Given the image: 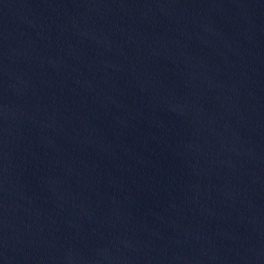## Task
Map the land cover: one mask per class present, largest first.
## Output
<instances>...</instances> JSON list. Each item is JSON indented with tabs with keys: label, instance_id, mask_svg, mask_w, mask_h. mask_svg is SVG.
Returning <instances> with one entry per match:
<instances>
[{
	"label": "water",
	"instance_id": "obj_1",
	"mask_svg": "<svg viewBox=\"0 0 264 264\" xmlns=\"http://www.w3.org/2000/svg\"><path fill=\"white\" fill-rule=\"evenodd\" d=\"M0 257L264 264V0H0Z\"/></svg>",
	"mask_w": 264,
	"mask_h": 264
}]
</instances>
